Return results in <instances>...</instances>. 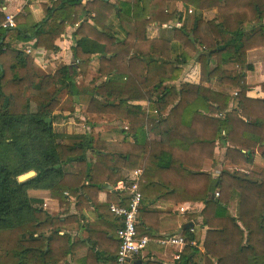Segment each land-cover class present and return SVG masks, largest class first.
Wrapping results in <instances>:
<instances>
[{
  "label": "trees",
  "instance_id": "1",
  "mask_svg": "<svg viewBox=\"0 0 264 264\" xmlns=\"http://www.w3.org/2000/svg\"><path fill=\"white\" fill-rule=\"evenodd\" d=\"M170 2L192 10L190 27L182 23L170 29L172 57L164 60L134 51V43L146 39L150 23L167 26L181 20V15L167 12ZM4 4L0 0V264H72L71 255L84 246L65 228L77 220L67 215L68 197L89 200L114 216L108 204L91 198L92 191L98 194L111 175L120 180L123 171L136 169L143 157L139 185L143 199L202 203L199 216L206 228L202 264H264V152L259 169L243 173L225 168L253 164L254 150L264 146V97L247 95L241 71L248 50L264 49V0H118L116 4L56 0L43 5L50 27L46 33L28 7L25 14L14 16L15 29L3 28ZM212 9H217L218 21L203 17ZM89 11L95 13L93 21L99 26L98 17L112 13L119 31L104 26L99 31L80 22ZM74 23H78L77 38L71 49L84 77L92 55L100 57L102 80L90 87L87 112L129 121L122 131L132 140L123 141L121 151L106 150L92 131L72 144L59 141L53 129L54 112L61 94L78 95L73 76L67 65L52 75L42 73L32 55L13 46L35 40L46 53L56 52L57 39ZM187 49L198 55L200 79L176 86L173 82L183 65L193 58ZM214 82L218 88H213ZM261 86L264 91V83ZM234 89L236 95L230 91ZM134 101L148 102V109ZM153 135L159 139H150ZM218 145L226 148L224 168L214 177L202 167L206 160L216 164ZM91 153L94 163L88 160ZM30 171L35 175L18 181ZM30 189L48 191L62 208L60 214L41 209L43 200L29 196ZM248 201L253 210L244 215L241 207ZM138 212L145 220V211L139 207ZM137 234L152 239L142 226ZM182 235L187 245L177 264H197L193 256L198 248L191 243L195 235L189 227L182 229ZM116 255L117 250L111 264ZM99 258L88 250L76 264H99Z\"/></svg>",
  "mask_w": 264,
  "mask_h": 264
},
{
  "label": "crops",
  "instance_id": "2",
  "mask_svg": "<svg viewBox=\"0 0 264 264\" xmlns=\"http://www.w3.org/2000/svg\"><path fill=\"white\" fill-rule=\"evenodd\" d=\"M83 4H86L88 0H82ZM108 1V0H106ZM118 0H109L111 4H116ZM131 1V0H125ZM51 5V0H5V4L2 10L6 14H25L24 9L28 7L35 18V21L41 22L40 31L48 32L50 30L48 21L44 20L45 14L43 5ZM166 10L169 14L174 13L176 17L181 15V20L168 22L167 26L159 25L158 23H150L146 28V39L134 43V51L143 54L150 55L159 59L168 60L172 57L170 54V29L173 26L181 27L182 23H186L188 27L192 24V10L185 11V7L178 2H170L167 4ZM191 10V12L189 11ZM95 13L89 11L86 16H82L80 22H87L91 24L97 30L110 29L112 32H118L117 20L111 13L107 17V13H103L98 18L101 20V26L94 23L93 18ZM205 20H212V18L219 20L217 9L205 12L203 15ZM78 23L68 25L65 33L56 41L57 51L46 53V51L35 45V40H30L27 43H16L13 45L18 49L25 48V45H29L32 49L30 55L33 56L37 66L46 74L52 75L58 70L59 67L67 65L73 79L75 86L78 89V95L70 96L64 95L58 109L54 112L55 118L53 122L54 132L58 136V140L66 144H72L80 139L83 134L92 131V136L95 141H101L105 145V149L109 151H121V144L123 141H131V137L127 135L126 130L130 123L127 119L116 117L111 114H93L88 113V105L92 95L89 93L90 87L94 86L93 81L97 80V83L102 80L98 71L100 57L97 54L92 55V60L87 68V75L84 77L79 70V62L73 57L72 46L76 41L75 35ZM105 28H104V27ZM10 34V33H9ZM7 35V37L9 36ZM120 38L122 36H119ZM118 37V38H119ZM212 44V41L208 40V46ZM209 50V49H208ZM24 54L26 52L23 50ZM189 55L192 53L191 66L186 68L183 65V70L178 80L173 82L178 86L179 82L198 83L200 79V67L198 63L197 53L187 49ZM244 58V64L241 69L243 75L244 85L248 87L247 95L253 98L262 99L264 97V91L261 84L264 83V49L256 48L250 49L246 53ZM139 58L144 57L139 55ZM214 63V60L212 64ZM89 82V87L84 88V82ZM213 88H218V85L214 82ZM220 86V85H219ZM222 87V86H220ZM225 88V87H222ZM231 91V90H230ZM159 92V91H158ZM236 91H234L235 93ZM232 93V94H234ZM133 104H139L145 110L148 109L149 103L146 101L133 102ZM32 110V109H31ZM167 113V110L164 114ZM122 131V132H120ZM150 139L158 140V136H150ZM226 148L218 145L216 147V164L211 160H206L202 167V171L211 173L212 176H216L219 169L224 168L222 163V157ZM264 152V146H259L254 150L255 160L253 164L240 163L237 167H225L228 170H239L243 173L251 169H259L262 167V163L259 160V156ZM88 160L91 163L96 162L95 155L89 154ZM144 160L142 158L140 165L129 172L123 171L122 178L120 180H114L115 175H111V181L104 180L102 189L96 194L92 191V199H96L98 204L102 205H124L130 194V186L137 177L142 183L141 177L144 169ZM141 169L142 172L138 176L134 175V171ZM75 170V165L71 168V171ZM139 184V185H140ZM141 192V191H140ZM29 196H34L43 200L41 209L46 210L53 216H58L62 211L56 200H52L46 190L30 189ZM65 195L68 196L67 193ZM87 197V196H86ZM69 210L67 215H74L77 220L65 226L72 234V239L81 244V249L74 251L70 257V262L76 264L80 259L86 257L88 250L98 253L100 256L99 264H111V260L114 259L116 250L118 251L119 244L116 238V230L120 225L119 219L114 215L112 216L107 210H100L91 201L79 200L76 197H68ZM180 207L186 209V212L181 213L178 211ZM203 205L200 202H187L186 203H174L168 200H157L154 203H149L147 199L141 200L140 209L145 211V220L139 215L138 226H142L146 230L150 231L151 241L146 249L136 256L131 264H177L179 259H175V255L183 249L175 246H164L154 241L159 237L167 235H182V229L186 227L194 228V241L195 246L198 248V252L193 256V261L197 264H202V254L204 253L203 243L205 237L206 228L201 226V219L199 213L201 212ZM253 203L246 202L241 209L244 215H248L252 212ZM197 215L196 217H190L191 215ZM137 226V227H138ZM180 253V254H181ZM113 261V260H112Z\"/></svg>",
  "mask_w": 264,
  "mask_h": 264
},
{
  "label": "built area",
  "instance_id": "3",
  "mask_svg": "<svg viewBox=\"0 0 264 264\" xmlns=\"http://www.w3.org/2000/svg\"><path fill=\"white\" fill-rule=\"evenodd\" d=\"M51 2H56V0H51ZM191 12V10H189ZM13 14H6L5 20L1 24L3 28L6 29H15V20ZM2 38L0 36V43ZM23 50L26 54H30L32 49L29 45H25ZM236 95V92L234 93ZM142 170L134 171V175L138 176L141 174ZM140 180L134 178L130 186V194L127 202L124 205H110L109 210L112 212L118 219L120 227L116 230V236L118 239L119 247L116 255L115 264H131L132 260L141 254L151 239L144 235L137 234V226L139 223V207L142 200V194L139 189ZM218 196V192L215 193V197ZM181 213L186 212V209L180 207L178 209ZM189 232L194 233V228L189 227ZM155 242L160 243L164 246H175L181 249H184L187 245V241L183 235H167L164 237H159L154 239ZM192 245L196 244V241L192 240ZM181 252H178L175 255V259L180 258Z\"/></svg>",
  "mask_w": 264,
  "mask_h": 264
},
{
  "label": "rangeland",
  "instance_id": "4",
  "mask_svg": "<svg viewBox=\"0 0 264 264\" xmlns=\"http://www.w3.org/2000/svg\"><path fill=\"white\" fill-rule=\"evenodd\" d=\"M192 56H195L193 53H192ZM191 63H192V61L190 62V63H188L187 65H186V68H188V67H190L191 66ZM243 67V66H242ZM40 69V68H39ZM242 69V68H241ZM40 71L43 73V71L40 69ZM45 73V72H44ZM86 75H87V73H86ZM89 82H84V84H83V89L85 88H88L89 87ZM85 89L82 91V92H84L85 91ZM234 91H237V89H234V90H231V93H234ZM67 93L65 92V93H63V94H61V99H60V103H61V100H62V98L64 97V95H66ZM69 95V94H68ZM233 95V94H232ZM70 96H72V95H70ZM60 105V104H59ZM31 109L32 110H35L36 109V104L34 103V102H32L31 103ZM58 109V108H57ZM56 109V110H57ZM55 110V111H56ZM56 116V115H55ZM233 171V170H232ZM239 171V170H238ZM242 172V171H241Z\"/></svg>",
  "mask_w": 264,
  "mask_h": 264
},
{
  "label": "water",
  "instance_id": "5",
  "mask_svg": "<svg viewBox=\"0 0 264 264\" xmlns=\"http://www.w3.org/2000/svg\"><path fill=\"white\" fill-rule=\"evenodd\" d=\"M45 121H47L48 123L51 122V120L48 119V118ZM55 168H58V166H55ZM33 175H35V172L34 171H30L27 174H24V175L19 176L18 177V181L19 182L25 181V180L29 179L30 177H32Z\"/></svg>",
  "mask_w": 264,
  "mask_h": 264
}]
</instances>
